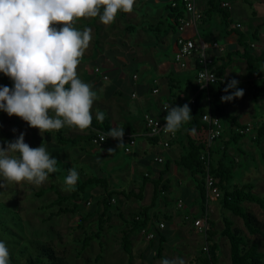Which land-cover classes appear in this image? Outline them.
<instances>
[{
  "label": "rangeland",
  "instance_id": "374dc122",
  "mask_svg": "<svg viewBox=\"0 0 264 264\" xmlns=\"http://www.w3.org/2000/svg\"><path fill=\"white\" fill-rule=\"evenodd\" d=\"M205 3V0H200V2L198 0L197 10L199 11L201 9V4L205 7ZM250 3L251 0H248L247 4H243V10L249 12L258 11L255 5L249 6L248 4ZM164 5V2L156 5L152 2H147L146 6L143 5L142 10L143 13L144 10H146V14L147 12L156 13L158 8ZM125 15L124 13V16ZM160 15L162 19L157 17L156 20H160L163 24L170 21L166 19L164 11L161 12ZM124 16L122 12H120L117 18L120 19V22H125L124 18L127 16ZM209 23L212 27L217 28V30L222 29L218 15L212 16ZM242 24L249 25V22L243 21ZM77 27H89L92 29V40L89 47L84 52V58L82 57L83 59L78 65V74L81 71L92 73L93 18L79 19L77 21ZM242 29L246 30L247 28L244 26ZM119 33L120 31H117L113 36L117 38ZM106 40L109 41L108 43L106 42L109 44L106 48L111 51L109 55L111 57H117L116 54H118L119 57H122L124 48L121 45V40L116 39L114 40L115 42H110L109 39ZM161 52H168L167 55H169L171 50L169 48L166 51L161 49ZM126 61H128L127 58ZM114 63L116 64V62ZM119 67L121 68L122 66L119 65ZM103 69H106V67H103ZM128 69L125 68L124 70ZM233 78L235 77L232 76V79ZM228 81H230L229 75L224 79L225 87ZM239 81H241V79ZM11 84L12 81L10 78L0 74V85L11 86ZM238 87L244 89V95L239 97L241 108H246L249 113H252L253 110L259 111V109L261 112H264V105L261 104V100L253 99L251 93L248 92L247 83L240 82ZM231 91L233 90L229 89V93ZM122 98L127 99L128 97L123 95ZM222 104L226 106L225 104H227V101ZM66 128L70 130L66 135L75 139L76 148H78V146L83 147L81 151H78L79 149L74 150V147H71L70 144L65 146L59 145L57 147L56 145H52L55 142L56 130H53L52 133H42V136L38 128L30 127L26 121H23L15 115L9 116L7 113L0 111V142L13 140L20 132H24L25 142L31 147H37L41 143H45L46 146L50 144L47 148L58 161L57 170L51 173L48 180L39 186L27 181L20 183L4 182L3 186H0V239H4L7 242L11 263L22 264L25 259L23 253L26 251H33L34 248L43 247L49 249L55 256L57 262L62 264H161L162 259L176 256L183 258L185 264H199L196 262V258L203 257L201 251L202 249L204 250V247L207 246L208 243L205 240V234L199 233L193 228L192 218L194 219L196 216L198 217V215L190 216L189 219H185V215L181 216L182 213L189 211L190 203L187 202L189 199L187 193L180 191L178 185H185L186 182L192 181L191 177L187 175L188 172L179 167L181 170L183 169L182 172L184 177L169 175V193L166 195L164 191L163 194L159 196L161 198L160 203L163 202V204H166L167 209H170L171 212L161 206L155 212L150 213L149 216V218L151 217L149 221L150 228H154L157 222L164 224L167 242L163 244L162 255L160 257L156 255L155 249L153 248V245L156 243H152L151 240L145 239L141 232L133 234L131 253L127 255L122 249L121 234L122 230L127 227L124 220L128 221L131 216L136 215V213L140 211L133 206L128 207L130 201L128 193L131 187H135L131 185V187H129L128 184L124 185L122 181L120 182L121 184L119 185L124 190L122 194L127 196V201L124 200L123 197H120L117 192L110 195L109 198L104 197L102 186L94 183L93 185L87 186L85 194L80 195V199L78 198L79 201L76 202L77 207L72 211L74 204H76L75 201L71 199L74 191L73 189L68 190L64 185V178L67 176L69 168H77L80 173V180L92 177L99 178L97 175H100L102 180L105 181L104 184L106 188L111 187L112 184L108 175L101 173L104 168L103 170L101 169V171H93V162L100 154L94 152L93 147L89 144L88 139L92 134L89 128L81 130L76 127L66 126L61 129L65 131ZM227 128L224 130L223 134L227 133ZM13 129L16 131H13ZM255 133V129L252 127L250 134L245 135L244 138L239 141L238 144L242 153L238 152L233 147H228L227 151L234 160V175L232 182L236 185L251 182L254 185L252 192L264 198V161L260 156L261 152L264 154V139H262L260 146H257L253 140L256 136ZM181 139L184 144L183 132L181 133ZM123 142L124 144L118 147L119 141L114 139L111 145L113 150L111 153L114 155L113 158L115 160H121V163L116 165L115 169L132 167V172L137 174V169L152 173L153 169L163 168V165L154 164V162H152V158L149 154L155 152V147L149 144L146 145V160L152 162V164L147 163L145 166H134L132 162L136 161L139 155V145L135 146L133 152L127 153L124 149L129 147L128 141L123 138ZM221 143L222 141L220 144ZM218 147V144H214V151H216ZM219 151L220 150H218V152ZM138 184L140 187L135 188V190L136 192L137 190L140 192L141 200L137 202L134 196L132 201L137 202L139 207L142 208L152 196L150 193H145L141 183ZM164 184L166 185V183ZM102 197L106 198L110 204L108 212L109 218L107 222L104 223L99 238L92 239L89 246L81 251L80 241L85 234L90 232L94 233L98 230L96 220L103 209L101 203ZM179 198L183 199L184 203L182 202L180 208H176V201ZM122 201L125 202L126 207H124V204L122 205ZM243 205L254 214L257 221L264 228V211L259 209L255 204L244 203ZM64 209H68L70 212H60ZM126 212L130 213L127 214ZM223 217L230 219L235 228L241 230L251 242L258 245L261 252H264V239L260 235H250L240 218L223 210L220 206V202H216L212 206L211 214L209 212V223L212 224L211 230L216 232L212 240L218 247L217 264H230L228 241L218 234L223 227Z\"/></svg>",
  "mask_w": 264,
  "mask_h": 264
},
{
  "label": "crops",
  "instance_id": "0c3cea01",
  "mask_svg": "<svg viewBox=\"0 0 264 264\" xmlns=\"http://www.w3.org/2000/svg\"><path fill=\"white\" fill-rule=\"evenodd\" d=\"M166 1L169 2V0H136L132 12L125 13V16L124 12H122L124 17L127 16L124 18L125 22H120V19L116 17L111 24L105 25L99 21V17L93 18V72L86 73L85 71H81L79 73L84 82L92 84L94 88L99 90V99L94 103L93 107L105 113V118L108 120L109 126L112 127L118 124L125 128V133L129 132L135 135V145L131 148L130 152H133L135 146L139 145V155L132 164L134 166H145L147 163L152 164V162L155 164V157H163L164 162L159 164L163 165V168L153 169L152 173L137 169L136 174L132 172V167L115 169V166L120 164L121 160H115L113 158L114 155L109 151L110 149L112 150L111 145L114 139L101 146H95L89 142L94 152L100 154L99 156L96 155V162H93V171H101V169L103 170L104 168L101 173L107 174L112 184L108 190L117 192L120 197H123V199L127 201L128 199L122 194L124 190L119 185L121 181L124 185L128 184L129 187L133 186L135 188H139L140 185L138 183H141L145 193H150L152 196V182L155 181L161 173H163L161 176L162 183H166V195L169 193V175L184 177L182 172L183 169L181 170L179 166L175 165V160L183 153L184 144L181 139V132L177 140L173 142L167 150H163L157 143H149V139L145 135V127L143 124V115L145 113H151L157 117H164L166 115L161 110L164 104H172V106L182 105L183 101L187 100L192 95L194 91L193 88H195L194 63L192 62L186 70H179L177 64L173 60L175 39L178 33L172 20L168 17L165 5L158 8L156 13L147 12L146 14V10H144L143 13L142 7L143 5L146 6L147 2H152L156 5L163 2L166 4ZM247 1L248 0H221V3L229 4L230 21L228 27L224 28L220 20V24L222 25L221 30H217V28L211 26L209 22L212 17L203 18L204 7L203 4H201L199 13L202 15V18L198 27L196 30L188 29L184 33V36L191 37L195 41L202 39L207 43L219 42L223 47V51L211 50L210 53L213 55L216 67L227 64L222 75L223 83L228 75L230 80L232 76H234L237 80L241 79L239 82L247 83L248 92H250L251 88H253L252 83H256L257 85L264 83V73L257 74L256 72H251L245 61L235 54L236 52L242 53L243 48L238 45V36L231 30L239 31L244 35L241 40L247 44V49L250 54L255 57L264 54V0H251V3L248 4L249 6L255 5V8L258 10L256 12L243 10L242 5L247 4ZM163 11L166 15V19L168 21L170 20L165 24L160 20H156L157 17L162 19L160 14ZM243 21H248L249 25H243ZM235 25L239 27L237 28ZM244 26L247 28L246 30L242 29ZM117 31H120V33L116 38L113 34ZM106 39H109L110 42H115L114 40L116 39L121 40V45L124 48L122 57H119L118 54H116L117 57H111L109 55L111 51L106 48V46L109 45L107 44L109 41ZM168 48L171 50L169 55H167L169 51L167 53L161 52V49L166 51ZM83 58H81V60ZM126 58L128 61H126ZM114 62H116V64ZM119 65L122 67L120 68ZM103 67H106V69H103ZM95 68H99V71L106 76V79L101 78V76L94 71ZM125 68L129 69L124 70ZM153 89H157V93L153 94L151 92ZM123 95L128 98H122ZM257 99H260L262 104L264 93ZM225 105V112L233 115L240 125L249 123L251 129L252 127L256 128L259 125H264V112H261L259 109V111L253 110L252 113H249L246 108L240 107L239 98H234L230 102L227 101ZM89 130L93 135L96 131H99L94 127L93 129L89 127ZM58 131H61L65 138L74 139L66 135V133L70 131L68 128H66L65 131L62 129L56 130V132ZM190 137L198 143L205 137V131L204 129L197 130L190 133ZM67 144L68 143H65L62 146ZM147 144L155 147V152L149 154L152 158V162L146 160ZM215 144L220 145V141H217ZM52 145H56V147L59 146L56 142ZM70 145L74 147V150L79 149L78 151H81L83 148L81 146L76 148L75 142ZM48 146H50V144L46 147ZM166 163H168V169L164 172ZM187 175L189 174L187 173ZM97 176L99 177L97 179L102 180L100 175ZM143 177L148 179L144 184L142 183ZM178 186L180 191L187 193V197H189L187 202L190 203L189 211L182 213L181 216L185 215V219L188 216V219L193 215L199 216L198 193L193 182H186L185 185L179 184ZM135 188L131 187L129 191L132 195H130L128 207L133 206L140 211L148 208L151 197L142 208L137 204L141 199L136 198L137 200H135L137 202L132 201L134 196L139 193L138 190L136 192ZM178 200L184 203L183 199L179 198L177 201ZM160 201L161 198L159 197L154 206L149 209L148 216L161 206L167 209V205L163 204V202L160 203ZM123 204L124 207H126L125 202L122 201V205ZM212 206L213 205L210 206V214L212 212ZM167 211L171 212L170 209H167ZM126 213L128 214L130 212ZM171 218L173 219L172 216Z\"/></svg>",
  "mask_w": 264,
  "mask_h": 264
},
{
  "label": "clouds",
  "instance_id": "9594fccd",
  "mask_svg": "<svg viewBox=\"0 0 264 264\" xmlns=\"http://www.w3.org/2000/svg\"><path fill=\"white\" fill-rule=\"evenodd\" d=\"M136 0H0V74L10 78L11 86L0 85V111L17 116L40 134L66 126L81 130L93 118L105 119L94 109L99 90L78 74V65L92 40V29L77 27L80 18L99 17L111 24L120 12H132ZM215 76L206 78V82ZM233 78L224 88L221 101L244 95ZM229 89H232L229 93ZM164 133L175 135L193 115L189 103L164 104ZM13 131H16L13 129ZM125 128L115 124L104 139L111 137L124 144ZM43 136V135H42ZM103 139V140H104ZM110 152L113 150H109ZM58 161L45 143L31 147L25 133L0 142V186L4 182H31L41 185L57 170ZM80 180L76 167L68 170L64 185L68 190ZM0 264H11L7 242L0 239ZM161 264H185L179 256L164 258Z\"/></svg>",
  "mask_w": 264,
  "mask_h": 264
},
{
  "label": "trees",
  "instance_id": "16d2710c",
  "mask_svg": "<svg viewBox=\"0 0 264 264\" xmlns=\"http://www.w3.org/2000/svg\"><path fill=\"white\" fill-rule=\"evenodd\" d=\"M167 2V1H166ZM165 9L168 12V17L173 20L179 16L183 15L182 8L178 5L176 8H171L169 2L165 4ZM218 15L224 28H227L229 21V10L222 6L221 0H206L203 18L212 17ZM202 18V15H201ZM238 36V45L243 48L242 53L236 52L235 54L245 61L247 67L251 72L264 73V54L259 56H253L247 49V44L244 43L241 39L243 34L236 30H231ZM234 54V55H235ZM233 55V54H231ZM229 56V55H228ZM230 57V56H229ZM227 64H222L221 67H217L216 75L219 80L215 84H211L207 87L206 90L200 92L195 100L194 105L191 107V113L193 115L191 121L184 124V126L178 131L179 133L183 132L184 134V145L183 153L175 160V165L185 169L191 180L194 182L195 188L198 193V202L200 208V214L205 212L206 209V198L205 190L203 183V165L199 159L200 151L203 148V145L197 143L190 137V133H193L197 130L203 129L206 125L202 122L201 117L206 112H210L213 115L219 116L222 120L227 122L228 131L225 134H222L219 141L222 143L219 145L217 150L214 146L209 154V171L213 178L216 180V185L221 191V199L219 200L220 206L223 210L228 211L231 215L238 217L242 220V223L250 235H260L264 239V228L257 221L256 217L252 212L247 210L244 203L255 204L264 211V198L253 193L252 190L254 185L251 182H245L241 185H236L232 182L233 179V168L234 160L228 154V147L235 148L238 152L242 153L239 148V141L244 138L245 134L237 133L235 130L237 128H243V125H240L236 118L233 115H230L225 112L223 102L221 101V96L225 95L224 88L225 85L222 81V75ZM260 69V70H258ZM253 88H251L250 93L253 99H257L261 94L264 93V83L257 85L252 83ZM195 90V88H193ZM99 131L107 132L110 128L108 120L105 118L103 121H99L93 118L92 124L90 126ZM255 129L256 136L254 137V142L257 146H260L262 139H264V125H259ZM224 133V132H223ZM93 138V134L89 137V142ZM226 138V139H224ZM150 144H156V138H148ZM177 140V139H176ZM174 140L173 142H175ZM55 142L58 145H63L65 143L73 144L75 139L65 138L61 131L56 132ZM172 142V143H173ZM171 143V145H172ZM218 150H220L218 152ZM262 160L264 161V154H260ZM168 169V163L164 167V172ZM160 176L152 182L153 193L151 197V202L148 208H145L136 213V215L131 216V218L126 223V228L122 230L121 234V245L125 254L130 255L131 253V243L134 233H138L143 227L147 226L150 218L148 216V211L152 208L162 194L166 187L162 183V176ZM147 178H142V183L147 182ZM100 184L104 191V197L109 198L112 195L113 191L108 190L105 186L104 180H99L97 178H88L85 180H79L75 187L73 188V193L71 199L76 202L79 201L80 195L85 194V189L87 186L93 184ZM126 198L127 196L123 194ZM132 193H128V196ZM102 197V212L97 216V227L98 232L86 233L85 236L80 241V249L83 251L86 247L89 246L92 239H98L100 232L103 228L104 223L108 220V212L110 209V204L106 198ZM79 198V199H78ZM135 198L140 199V192L135 195ZM62 200V199H61ZM77 207V203L74 204L72 211ZM60 212H70L68 209L61 210ZM122 216V215H121ZM138 217V219H135ZM223 227L218 232V234L228 241L229 245V260L230 264H264V252L259 250V247L256 243L251 242L238 228L233 226V222L227 217L222 218ZM209 229L205 232V240L208 243L206 250L201 251L203 257H197L196 262L199 264H217V244L213 242L212 238L216 235L214 230H211L212 224L209 223ZM165 228L162 230L155 229V237L151 240L155 249L157 256L162 255L163 244L167 242V235L165 234ZM24 263L22 264H62L58 263L53 253L43 247L34 248L33 251H26L23 253ZM99 258V256H98ZM11 264H20V263H11Z\"/></svg>",
  "mask_w": 264,
  "mask_h": 264
},
{
  "label": "built area",
  "instance_id": "2783aa9c",
  "mask_svg": "<svg viewBox=\"0 0 264 264\" xmlns=\"http://www.w3.org/2000/svg\"><path fill=\"white\" fill-rule=\"evenodd\" d=\"M197 1L198 0H169L171 8H176L179 5L183 10L182 16L172 20L178 33L175 39L173 60L177 64L179 70L188 69L192 62L194 63L195 68V90L192 92V95L182 103V105L184 103H189L190 108L194 105L196 97L200 92L206 90L209 85L215 84L219 80L216 75L214 58L210 51H223V47L219 42L207 43L202 39L195 41L191 37L184 36V33L188 29L196 30L201 21V14L197 10ZM222 6L229 8L228 3H222ZM235 26L237 28L239 27L238 25ZM99 70V68L94 69V71L98 73L101 78L106 79V76ZM210 76H215V79L210 82H206V78ZM151 92L155 94L157 93V89H153ZM262 104H264V100H262ZM161 110L165 115H167V110L164 109L163 106L161 107ZM164 117H157L151 113H145L143 115V124L145 127V135L148 138H156L157 145L163 150H167L171 143L177 139L179 130L175 135H171L164 133L162 129H157V127L162 128L166 124ZM201 120L206 125V127L203 128L205 131V137L198 142L203 145V148L200 151L199 159L203 165L202 178L205 190L206 209L205 212L200 214L198 217H195L194 219L192 218V225L197 232L205 234V232L209 229L210 206L219 202L222 197L221 191L216 185V180L209 171V154L214 144L219 141L224 130L228 127V124L219 116L213 115L210 112L203 114ZM243 126V128H237L235 131L240 134H250L251 125L248 123ZM105 135V132L96 131L93 138H91V144L101 146L102 144L113 140L111 137L104 139ZM124 138L129 144V147H126L124 151L129 153L131 148L135 145L136 138L134 134L129 132L124 134ZM154 161L158 164H162L164 162L162 156L155 157ZM181 206L182 201L178 200L177 207L180 208ZM135 219H138V217ZM186 219H188V217H186ZM149 225L150 222H148L147 226L143 227L139 232L143 234L145 239L150 241L155 237V229H164V224L157 222L154 228H150ZM204 250H206V246L204 247Z\"/></svg>",
  "mask_w": 264,
  "mask_h": 264
}]
</instances>
